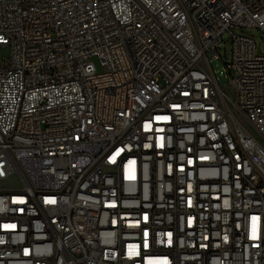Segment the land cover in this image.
Masks as SVG:
<instances>
[{
  "label": "built area",
  "instance_id": "1",
  "mask_svg": "<svg viewBox=\"0 0 264 264\" xmlns=\"http://www.w3.org/2000/svg\"><path fill=\"white\" fill-rule=\"evenodd\" d=\"M256 28L264 0H0V264H264Z\"/></svg>",
  "mask_w": 264,
  "mask_h": 264
},
{
  "label": "rangeland",
  "instance_id": "2",
  "mask_svg": "<svg viewBox=\"0 0 264 264\" xmlns=\"http://www.w3.org/2000/svg\"><path fill=\"white\" fill-rule=\"evenodd\" d=\"M249 32L252 35H254L256 41L258 42V45L262 48V52L264 53V37H263L262 33L260 32V30L256 28V29L249 30ZM228 51H229V46H228ZM10 54H11V49L9 46L0 47V60H3L4 57L9 58ZM221 86L226 91V93H228V95H230L232 97L235 96L233 87L229 83H227V81H223L221 83ZM14 185L18 186L17 183Z\"/></svg>",
  "mask_w": 264,
  "mask_h": 264
},
{
  "label": "water",
  "instance_id": "3",
  "mask_svg": "<svg viewBox=\"0 0 264 264\" xmlns=\"http://www.w3.org/2000/svg\"><path fill=\"white\" fill-rule=\"evenodd\" d=\"M223 56H224V58H226V56H227V50H226V48L223 49Z\"/></svg>",
  "mask_w": 264,
  "mask_h": 264
}]
</instances>
